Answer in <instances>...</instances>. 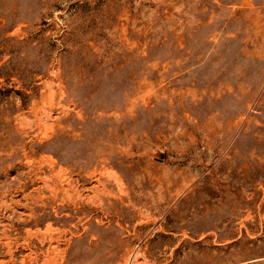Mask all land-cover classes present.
I'll return each mask as SVG.
<instances>
[{
    "label": "rangeland",
    "instance_id": "obj_1",
    "mask_svg": "<svg viewBox=\"0 0 264 264\" xmlns=\"http://www.w3.org/2000/svg\"><path fill=\"white\" fill-rule=\"evenodd\" d=\"M0 264H264V0H0Z\"/></svg>",
    "mask_w": 264,
    "mask_h": 264
}]
</instances>
